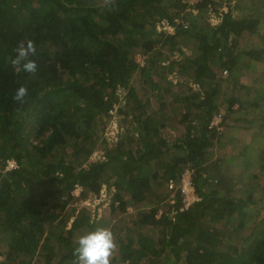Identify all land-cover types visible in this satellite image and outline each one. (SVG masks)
Masks as SVG:
<instances>
[{
  "label": "trees",
  "instance_id": "obj_1",
  "mask_svg": "<svg viewBox=\"0 0 264 264\" xmlns=\"http://www.w3.org/2000/svg\"><path fill=\"white\" fill-rule=\"evenodd\" d=\"M213 4L201 0L195 7ZM235 6L240 7L239 0ZM183 7L182 0H115L110 8L103 0H0V264H70L77 237L105 220H95L86 207L68 210V204L98 195L103 185L114 189L113 215L128 203L141 204L145 209L135 224L158 235L138 230L135 236L117 237L111 264H264V224L249 220L256 203L253 191L239 197L233 173L220 169L223 155L207 158L220 136L218 126L210 125L221 112L218 77L223 70L236 71L242 58L250 67L251 60L264 59V41L235 53L231 34L255 29L259 20L249 13L240 21L224 20L209 33L192 31L194 23L190 29L177 27L175 34L157 31L161 18L171 19ZM180 34L196 42L195 54L186 61L198 90L188 82L179 90L163 82L160 50L145 57L143 65L135 58L160 37L162 44L175 47ZM27 39L37 47L35 75L9 63L13 48ZM136 74L143 97L155 96L156 108L142 99ZM21 84L29 90L27 102L14 103L11 94ZM249 99L248 109L256 114L261 104ZM227 102L230 109L234 101ZM110 110L123 117L119 138L105 147L102 159L90 162ZM173 120L185 124V130L169 142L163 130ZM245 120V128L256 121ZM251 148L243 160L246 167L259 151ZM10 159L17 166L5 170ZM258 165L263 169L264 161ZM187 167L200 200L170 215L181 203L178 189L174 204L167 203L157 216L158 208L145 200L162 185L168 190L167 180ZM57 222L63 229L56 232ZM245 227L249 235L234 241Z\"/></svg>",
  "mask_w": 264,
  "mask_h": 264
},
{
  "label": "rangeland",
  "instance_id": "obj_2",
  "mask_svg": "<svg viewBox=\"0 0 264 264\" xmlns=\"http://www.w3.org/2000/svg\"><path fill=\"white\" fill-rule=\"evenodd\" d=\"M182 2H184V0H182ZM212 2H214V4L210 6L211 8L209 7L210 9L203 6L200 10L192 5L189 6V4H186V7L180 9L178 13H184L189 29L194 23L195 26L193 25L192 31L206 33H209L212 26L223 23L224 20L232 18L233 20L237 19V21H240L239 19L241 17H246V15L250 13L248 16H252L253 18L254 14V16L256 15L258 17H256L257 20H259L255 29L241 35L239 34V36H236L237 34L232 32L231 38L236 39L234 52L236 53L237 50L259 48L263 46L261 42L264 41V0H239L240 7L235 6L236 0H212ZM229 8L234 9H232L229 17L226 18L225 13ZM161 40H163V37H160V41L150 48L148 53L144 54L142 52H137L135 54L136 61L138 62L139 59L142 58L145 60V57L151 56V53L156 50H160L162 52L160 56L162 64L166 67L165 71L160 70L158 73L160 76L164 75L162 78L163 82L169 83V85L176 90L186 87V83L188 82L193 90H198V85L190 80V70L192 68L189 67L190 65L186 61L195 54V39L188 34H180L175 38V47L173 48L170 47L169 42L162 44ZM246 61V58H242L241 63L233 67V70L236 71L226 69V73L223 72L218 77L220 78V89L222 93L221 97L219 96L217 99V103L221 110V112H219L221 113V120L219 121V118L217 119L219 122L218 130L220 131L218 136H220L214 145L208 149L207 158L209 161H212L217 155H223V159L219 164L221 166L220 169L222 172L229 171L233 173L234 179L237 181L235 194L242 198L246 193L253 191V198L256 200V203L251 205L253 209L249 220L256 219L261 224H264V168L260 169L258 167V164L264 161V120L261 124L259 122L261 117L264 119V59L251 60V66L254 65L253 67H250V64H246ZM232 72H234V74ZM158 77L159 76H153L152 78L156 79ZM133 81L137 89L140 90L137 74L133 77ZM119 93L120 95L122 94L121 91ZM140 93L143 97L141 90ZM251 97H255V99L259 101L262 106L261 111L258 110L256 114L252 113L249 116L239 117L245 106L249 108L248 101ZM142 99L147 102L150 109L156 108L157 100L155 96L149 95L148 100L144 97ZM228 99L234 101L230 109L227 104ZM120 117L123 119L122 115L118 116L116 113L114 117L106 121L104 133L94 145L95 148L89 158L90 162L102 159L105 147L115 144L116 140L119 138L118 121ZM253 118L256 120L255 124L253 123L250 128H245V119ZM184 128L185 124L173 120L171 125L164 128L163 134L169 142H172L182 137L181 135L184 133ZM246 144L259 149L255 155L252 154L254 156L251 158L253 161L250 167L244 166L243 160L249 159L248 155L254 151V148L247 146V149H245L243 146ZM241 148L246 151V156L240 151ZM256 157H259V159H255ZM261 158L263 159L262 162L259 161ZM253 174H256V176L248 178ZM73 193L77 195L78 191L73 190ZM113 193L114 189L112 187L103 185L98 195L90 194L87 198L69 203L68 210H71L74 206L76 210L80 207H86L90 210L95 220L98 221L102 218L105 220L103 226L112 229L115 239L122 236H126L127 238L135 236L138 230L152 235L153 237L158 236L156 234L157 230L146 225L138 226L135 224L140 210L145 209L141 204L133 206L131 203H128L125 209L116 211L113 215L111 211ZM161 197H163V199H161ZM147 200H150L149 203H152L153 207L158 208L157 216L166 209L167 203L174 204L175 201L174 195L172 196L171 192L166 190L163 185L156 193H151L149 198L145 201ZM251 224L248 227H250ZM66 225L68 226L69 222ZM53 227H55L56 232L63 229L61 223L58 222L53 225ZM248 227H245V229L234 236V241L239 242L243 240L244 237H247L250 231Z\"/></svg>",
  "mask_w": 264,
  "mask_h": 264
},
{
  "label": "clouds",
  "instance_id": "obj_3",
  "mask_svg": "<svg viewBox=\"0 0 264 264\" xmlns=\"http://www.w3.org/2000/svg\"><path fill=\"white\" fill-rule=\"evenodd\" d=\"M115 0H103V6H114ZM14 55L10 58V65L17 71L35 75L38 65L33 59L37 55V47L31 39L21 40L13 48ZM29 90L26 85H19L11 94L14 103L27 102ZM117 242L110 227L97 226L92 230L80 234L73 248V259L70 264H111L117 250Z\"/></svg>",
  "mask_w": 264,
  "mask_h": 264
},
{
  "label": "built area",
  "instance_id": "obj_4",
  "mask_svg": "<svg viewBox=\"0 0 264 264\" xmlns=\"http://www.w3.org/2000/svg\"><path fill=\"white\" fill-rule=\"evenodd\" d=\"M201 0H184V3L192 5L193 7H195V5L197 3H199ZM177 27H181V28H187L188 27V23L185 20V15L183 12L178 13L177 15H175L173 18L169 19L167 17H163L161 18L156 25V28L158 31L160 32H165L167 34H175ZM144 59H139V63L141 65L144 64ZM224 73H226V70H223ZM110 114L112 115L111 117H114L116 115V112L114 110H110L109 111ZM219 118V119H218ZM217 119L220 121L221 120V115L220 113L215 114L212 118L211 121V126H218V121ZM218 128V127H217ZM17 164L15 162V160L10 159L8 160L5 164H4V169L8 170V169H12L14 167H16ZM192 170L187 167L185 168L180 176L177 178L175 177H170L167 182H166V187L168 189L169 192H171L172 196L175 194L176 190H180L181 195H182V199H181V203L179 204V208L178 207H173L171 210V215H175L177 213V211H183L187 208H189L192 203L199 201L200 197L199 195L195 192V187H194V183L192 180V175H191ZM74 190L78 191L77 195L79 194L81 188L79 186H76L74 188ZM160 216V215H158Z\"/></svg>",
  "mask_w": 264,
  "mask_h": 264
},
{
  "label": "crops",
  "instance_id": "obj_5",
  "mask_svg": "<svg viewBox=\"0 0 264 264\" xmlns=\"http://www.w3.org/2000/svg\"><path fill=\"white\" fill-rule=\"evenodd\" d=\"M245 105V104H244ZM249 107V106H248ZM250 108V107H249ZM261 109H262V106H261ZM261 109H259V110H261ZM258 111V110H257ZM256 111V112H257ZM250 114H252L250 111H249V109L248 108H246V106H245V108L244 109H242V114H241V116H239V117H243V116H249ZM254 114V113H253ZM69 227V226H68Z\"/></svg>",
  "mask_w": 264,
  "mask_h": 264
}]
</instances>
